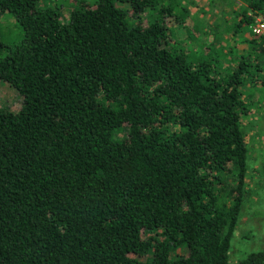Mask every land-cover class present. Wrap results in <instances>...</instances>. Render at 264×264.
I'll return each mask as SVG.
<instances>
[{
  "label": "trees",
  "instance_id": "16d2710c",
  "mask_svg": "<svg viewBox=\"0 0 264 264\" xmlns=\"http://www.w3.org/2000/svg\"><path fill=\"white\" fill-rule=\"evenodd\" d=\"M245 2L236 29L264 12ZM175 5L77 0L64 19L0 0L22 29L0 35V80L22 95L0 104V264H230L243 87L264 86V35L221 67L171 41ZM238 264H264V249Z\"/></svg>",
  "mask_w": 264,
  "mask_h": 264
},
{
  "label": "rangeland",
  "instance_id": "374dc122",
  "mask_svg": "<svg viewBox=\"0 0 264 264\" xmlns=\"http://www.w3.org/2000/svg\"><path fill=\"white\" fill-rule=\"evenodd\" d=\"M76 1L39 0V4L58 8L65 19ZM117 4L129 7L125 1ZM246 7L245 0H176L175 11L180 19H170L171 41L176 38L191 53L190 56H200L210 48L221 67L229 61L235 63L249 48L247 38L254 35L250 21L235 28V22ZM21 34L22 29L13 14L1 13V38L14 44ZM228 68L226 66L221 71ZM243 96L248 101V111L243 114L241 122L249 150L245 179L247 197L231 238L230 264H238L251 250L264 249V86L259 82L256 85L248 82L243 87ZM0 104L11 109H18L22 104V95L3 80H0Z\"/></svg>",
  "mask_w": 264,
  "mask_h": 264
},
{
  "label": "built area",
  "instance_id": "2783aa9c",
  "mask_svg": "<svg viewBox=\"0 0 264 264\" xmlns=\"http://www.w3.org/2000/svg\"><path fill=\"white\" fill-rule=\"evenodd\" d=\"M247 14L253 16V22L251 23V31L254 35H264V12L252 13L248 11Z\"/></svg>",
  "mask_w": 264,
  "mask_h": 264
}]
</instances>
